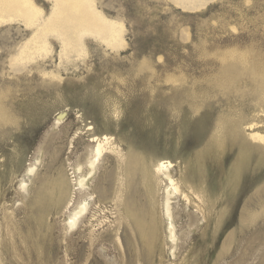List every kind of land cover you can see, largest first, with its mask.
Returning <instances> with one entry per match:
<instances>
[{"label": "rangeland", "instance_id": "rangeland-1", "mask_svg": "<svg viewBox=\"0 0 264 264\" xmlns=\"http://www.w3.org/2000/svg\"><path fill=\"white\" fill-rule=\"evenodd\" d=\"M34 1L44 17L50 15V0ZM97 8L124 24L125 48L113 51L87 36L86 57L60 60V44L52 38L48 57L12 68L10 60L31 30L23 22L0 26V103L10 120L0 124V264H140L130 257L140 245L127 222L117 221L114 193L122 163L114 152L101 158L88 191L79 194L101 199L95 244L89 232L65 237L67 215L50 216L42 225L32 196L20 191L30 163L38 169L31 188L69 163L86 173L95 135L112 136L123 154L134 150L171 161L192 202L199 198L189 186L204 195L206 209L207 201L214 204L206 223L191 226L193 219L177 216V257L166 253L162 264H264V162L252 154L234 182L238 144L227 138L219 159L207 152L218 125L256 116L259 128L264 124L258 97L264 0H97ZM135 175L127 178L124 195L148 208ZM195 206L185 211L195 215ZM177 207L182 210V202Z\"/></svg>", "mask_w": 264, "mask_h": 264}, {"label": "bare ground", "instance_id": "bare-ground-1", "mask_svg": "<svg viewBox=\"0 0 264 264\" xmlns=\"http://www.w3.org/2000/svg\"><path fill=\"white\" fill-rule=\"evenodd\" d=\"M50 1L52 2V11L50 15L44 17L43 10L36 5L34 0H0V26L14 22H23L25 27L31 30L29 38L18 47L15 56L10 60L12 68L25 67L31 62L37 61V59L48 57L52 53L53 45L50 41L52 38L57 39L60 44V60L64 58L70 59L74 55L80 58L86 57L88 55L85 43L87 36L94 37L113 51L125 48L124 24L109 19L99 11L97 0ZM252 73L253 75L257 73L255 68L252 69ZM261 73V90L258 97L262 101V104H260L261 108H264V74ZM41 74L49 76L53 80L60 79L57 74H46L43 72ZM1 103L0 124L10 122V120L5 122L6 113L2 107L3 103ZM261 112L264 114V109ZM258 120H260V117L256 116L240 121L241 123H229L228 126L225 125L226 127H218V125L215 135L209 142L207 149L209 158L216 157L217 159L223 154L227 138H232L238 144L240 151L232 169V179L234 182H237L241 178L252 154H258L262 162H264V124L262 128H259ZM262 120L264 121V119ZM242 129L245 132L243 136L240 135ZM91 142L95 145L92 148L91 158L85 163L86 173L85 171L83 173L82 165L69 163L67 168L65 167L57 176L52 177L53 175H51L42 179L40 178L38 187L31 188L34 181H37V165L36 163H30L25 169L20 181V191L24 198L32 196V204L37 207L41 224L50 216L62 215L65 217L67 215V219L63 221L65 237L69 235L73 236L79 230L83 231V233L89 232V243L95 244L93 233L97 226L94 222L102 224L96 218L99 213L98 208L100 207L98 206L101 203V199H95L89 193L86 197L80 198L79 194L82 195L83 192L88 191L89 180L96 173L101 158L109 152H114L120 158V163H122L118 179L120 184L114 193V201L118 208L117 213H119L117 221L119 224L122 221L127 222L134 234L135 240L140 245L138 248L144 250L142 252L137 248L135 253H129L131 259L134 256L139 257L136 259H139L138 261L141 264L143 260L140 257L144 255L146 264H149V262L150 264H156L160 257V263L162 264V259L166 253H170L171 257L176 258L179 242L176 224L177 216L186 215L185 217L188 220L193 219V222H189L191 226L192 224L199 225L201 221H205L206 223L207 212L209 214L213 212L214 204L207 201L208 208L206 209L204 207V195L196 194L195 190H192L193 187L189 186V190H191L189 193L197 196L199 198L197 202H201L202 204L198 205L199 203L192 202L191 196L181 190L179 182L175 179V166H173L171 161L165 158L154 159L155 157L147 156V153H136L133 152L134 150L129 155L123 154L113 140V137L109 135H95L92 137ZM202 164L201 162L203 172L204 167ZM136 173H139L140 181L144 185V191H146L147 195V197L145 195V198L148 199L146 200L148 208L145 207V209H141L142 207L139 209L134 199H128L124 195L130 189V183L127 181V178L130 176L135 177ZM158 194L160 195L159 201L157 200ZM78 198L79 201H77ZM180 202H182V210L178 207L176 208ZM191 204L196 205L194 207L196 209L194 211L195 215L185 211ZM91 206H94V209L91 210ZM200 216H202V219ZM81 233L78 235L81 236ZM116 234L118 238V232ZM119 240L120 238H118ZM78 243L82 248L84 247V242ZM79 252L78 250V253H76L79 254L78 257L80 258ZM1 260L3 259L1 258ZM184 264H186L185 261Z\"/></svg>", "mask_w": 264, "mask_h": 264}]
</instances>
